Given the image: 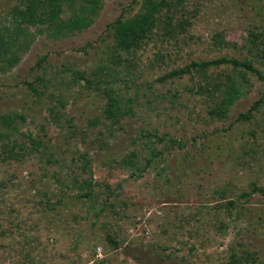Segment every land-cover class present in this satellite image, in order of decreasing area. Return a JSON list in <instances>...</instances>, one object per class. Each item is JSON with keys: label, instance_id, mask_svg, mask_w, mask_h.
Listing matches in <instances>:
<instances>
[{"label": "rangeland", "instance_id": "1", "mask_svg": "<svg viewBox=\"0 0 264 264\" xmlns=\"http://www.w3.org/2000/svg\"><path fill=\"white\" fill-rule=\"evenodd\" d=\"M17 1L0 0V32ZM168 1L175 36L157 31L127 72L122 62L116 79L108 77L130 99L114 125L101 115L103 89L70 82V71L113 65L109 23L137 12L139 0H103L87 28L60 39L28 27L35 33L28 48L0 71V114L23 115L16 137L25 143L7 152L12 141L0 137V264H224L231 249L256 258L247 264H264V193L240 197L251 184L264 186V63L251 41L264 38V0ZM43 55L44 76L57 81L36 97L25 82L38 85ZM222 56L247 59L262 79L230 65L209 67L205 78L156 79ZM227 81L242 93L217 118L206 93ZM255 101L257 109L240 117ZM49 105L59 120L46 115ZM28 136L40 144L32 149ZM87 179L90 195L82 196ZM227 200L235 209L222 208Z\"/></svg>", "mask_w": 264, "mask_h": 264}, {"label": "trees", "instance_id": "2", "mask_svg": "<svg viewBox=\"0 0 264 264\" xmlns=\"http://www.w3.org/2000/svg\"><path fill=\"white\" fill-rule=\"evenodd\" d=\"M103 0H18L17 3L10 6L7 15V24L2 26L0 32V71L6 72L13 68L20 59L21 52L26 51L29 43L33 40L35 33H30L29 26L35 28L37 34L44 33L46 36L52 39H60L62 37L72 35L87 28L94 20L99 9L101 8ZM140 6L137 12L130 16H117L112 22L109 23L111 30L112 41L108 47L109 61L113 62V65L106 63L101 64L89 71L86 70H71V81L78 82L83 80L86 85H93L96 88H102L106 97L103 108L101 109V115L104 120H109V124H117L119 118H121L130 110V99L124 98L120 94L118 88L114 89L110 86V78L112 81L117 77L116 66L121 63H125L123 68L128 70L127 65H131L133 60L136 59V53L143 49L144 46L153 41L157 31L163 35L175 36V26L171 23L173 19L172 3L168 0H139ZM5 15V16H6ZM156 33V34H155ZM250 36L256 38L252 33ZM255 49L258 59L264 63V38L254 42L251 40ZM158 52L155 53V56ZM45 55L40 56L35 62V69L39 70L35 76L38 85L33 82H25L27 89L38 97L45 93V90L51 79L57 81V75L52 78L44 76L45 70L43 66L46 64ZM219 65H230L233 69L242 67L251 73H253L258 79H262V75L252 64L247 60H237L235 58L218 57L207 60L195 61L191 60L189 63L181 67H175L160 76L157 81L164 78L181 77L184 74L197 73L203 76V73L207 72L209 67ZM60 79V78H58ZM220 85L223 86L220 88ZM242 93L241 85H236L232 81L225 83H215L207 90V97L211 100V106L208 109L209 114L222 118L226 115L227 110L234 100ZM53 96V92L50 96ZM56 101L61 103V94L57 92L55 96ZM259 102L255 101L245 113H240L239 116L247 118L251 115V111L257 109ZM47 116L51 120H59L60 113L56 107L47 106ZM16 119H23V115L17 112H11L7 114H0V137L4 138V145L9 143L10 146L5 149L7 152H14L15 147L18 150L25 148L24 141H18L16 135L18 132V126ZM96 120V119H95ZM148 135V134H146ZM22 136V135H20ZM30 145L32 149L36 148L40 144L39 140H35L29 137ZM171 144H178L175 140H171ZM8 145V144H7ZM6 145V146H7ZM180 145V144H178ZM3 146V145H2ZM4 148V147H3ZM154 150L151 151L150 157L146 159V164L141 169L147 167L152 157L156 154ZM157 153H160L159 151ZM5 158L13 160H20L23 156L29 154H3ZM31 155V154H30ZM134 156L130 153L124 158L122 163L124 165H131V157ZM86 156L83 157L85 161ZM135 169H139V166H134ZM81 169L83 166L81 164ZM90 180H82V185L87 189L82 196L90 195ZM255 191L264 193V186H257L251 184L249 190L240 194V197H250ZM67 196L57 195V201H65ZM235 200H227L222 208L227 211L235 209ZM254 261L256 258H251V254L248 251L242 250L241 253L230 250L228 260L224 264H247L248 260Z\"/></svg>", "mask_w": 264, "mask_h": 264}]
</instances>
